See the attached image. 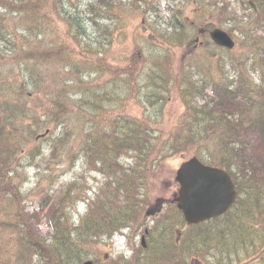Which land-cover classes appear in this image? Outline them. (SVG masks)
<instances>
[{"label":"trees","instance_id":"obj_1","mask_svg":"<svg viewBox=\"0 0 264 264\" xmlns=\"http://www.w3.org/2000/svg\"><path fill=\"white\" fill-rule=\"evenodd\" d=\"M23 1L0 0V16L29 20L27 30L15 35L17 43L0 30L5 46L0 54V264H95L105 256L103 240L125 228L143 230L145 246L140 243L130 258L120 254L112 264H142L144 256L153 259L145 264H264V0H252L256 12L248 0H216L217 9L225 4L238 18L225 14L220 23L237 36L224 59L223 75L231 81L223 84L206 77L197 80L188 65L192 54L176 60L167 53L165 46H183L181 36L172 44L159 31L156 40L138 32L139 39L131 36L132 48L141 51L138 57L132 51L110 56L105 34L115 37L126 28L122 14L127 9L132 21L144 14L136 16L138 9L122 1L91 0L85 6L82 0ZM44 3H51L59 19H52L51 10L40 18ZM45 19L65 25L62 37L76 45L77 53L62 50L58 39L52 49L45 48ZM145 45L150 46L147 53ZM112 58L114 64L127 65L128 76L121 68L118 75L107 76ZM177 61L183 63L182 75L174 73ZM49 63L56 71L53 77L44 71ZM256 63L261 65L253 70ZM253 76L263 78L261 86L251 80L242 83ZM158 89L166 95L154 121L149 107ZM93 97L99 102L96 109ZM173 99L182 109L167 131L163 111ZM131 103L140 106V118ZM111 106L113 115L108 114ZM35 118L42 122L39 131L31 127ZM38 143L58 157L64 151L70 156L75 144H83V167L58 185L57 175L49 174L53 180L43 185L33 203V191L22 186L29 166L25 157L33 158ZM19 146L22 153L15 150ZM189 156L226 170L237 189L235 203L225 214L195 225H187L173 205H163L169 198L153 192L147 175L163 162ZM96 174L102 175L99 183ZM174 186L171 175L167 195ZM79 206L89 222L72 226L69 215ZM150 212L158 214L150 220ZM65 254L74 256L72 263Z\"/></svg>","mask_w":264,"mask_h":264},{"label":"rangeland","instance_id":"obj_2","mask_svg":"<svg viewBox=\"0 0 264 264\" xmlns=\"http://www.w3.org/2000/svg\"><path fill=\"white\" fill-rule=\"evenodd\" d=\"M89 1L91 0H82L81 3L83 6H85ZM122 1L128 8L132 5L131 3H128V0H117ZM148 1V0H147ZM193 2V0H153V2H148L147 5H143V2H140L139 0H136L137 5H132L135 8L138 9L137 15H139L140 12L146 11V12H152V14H142V17H135L134 21H132V18L130 17L131 11L127 9L126 14H122V18L126 21V28L122 31L116 32L115 37H111L109 33H106L107 38L110 40L108 41L110 43L109 48V55L112 56L116 53L129 55V53L132 51V54L136 55L137 57L141 53V51L138 49V47L132 48L131 46V36L133 34V38L139 39V33L143 35L147 32H152V34H155L156 28L162 29L165 33H170L172 35H178V30H175L176 15L184 21L182 24L183 26H187L188 23H192L194 25V30L192 33L188 36H185L182 38L183 46L178 50L175 45L171 46H165L167 53L170 54L172 57H176V60H179L180 57L188 56L189 54H192V59L190 60L191 65L193 66V69L197 71L199 69V73L206 76L207 79H213V82L215 84H223L226 82V76L223 75V72L225 71V61H218L216 62V59H213L212 63H210L205 69L209 68V72H204L201 70V68H204L205 59L203 57L207 56L208 51L210 48H207L205 46L201 47L198 46L196 48L195 43L189 44L188 41L196 42L197 39L201 40L202 42L206 41L205 34L202 35L201 31L203 30H212L214 28H221L228 33H230L234 38L237 36L233 33L232 28L226 26V24H223L222 26L220 23L224 21V15L227 14L229 17H234L238 19L235 15L231 14V12H227L226 5L224 4V7L217 9V1L216 0H200L197 2ZM222 1V0H221ZM86 2V3H85ZM140 2V3H139ZM89 4V3H88ZM228 4L230 2L228 1ZM32 6V5H30ZM51 3H44L43 7H40V10L38 11V14L40 15V18L45 17V15L48 14V11H54L51 8ZM227 8L231 7L227 6ZM84 9V7H83ZM29 11V9H28ZM114 11H117V9H114ZM141 14V13H140ZM37 17H39L37 15ZM242 17V15H240ZM0 30L2 31L3 36L9 37V39L15 41L17 43V40L15 38V35H21L22 30L25 32L27 29V26L29 24L28 16H26V20L24 19L22 21L20 15L14 16L9 13H5L3 17V13L0 16ZM144 20V22H142ZM46 22L41 21V25H44L47 23L48 27L46 30V42L47 46L46 49H52V45L56 39H58V45L60 46L62 43V50L65 52L71 50L73 53H77V47L76 45L72 44L71 42H68L63 39L61 31L66 30V27L64 24H55L50 22L49 20L45 19ZM53 21V20H52ZM239 22H241L239 20ZM135 26H132L134 25ZM182 32V31H181ZM200 32V33H199ZM238 33V32H237ZM20 37V36H17ZM119 39V41L117 40ZM181 38V37H179ZM137 40H134L136 42ZM172 44H176V39L173 38L171 40ZM145 44L144 42L142 45ZM155 44L158 46H161L160 43L155 41ZM151 47L153 46L150 43ZM150 46L145 45L144 46V52L147 53V50ZM156 49L155 52H159L157 50V47L153 48ZM3 51H5L4 42L0 41V54H3ZM160 53L164 54V50L161 49ZM237 54V53H232ZM161 56V57H162ZM123 59V57H122ZM115 58L108 60V66L110 69H112L108 73L109 76H115L119 74V71L117 69L121 68L122 73H125L126 76H128L127 72V65L124 63H118L114 64ZM53 63H49L45 66L43 65L45 73L49 77H53L56 74L55 69L53 68ZM166 64V63H165ZM182 64L180 62H176L172 64L174 73L177 75H182ZM79 65V64H78ZM206 65V64H205ZM46 69V70H45ZM148 69V67H145V72ZM147 72H149L147 70ZM103 76V75H101ZM44 77V76H43ZM225 78V81L223 79ZM41 81V80H40ZM191 84L193 85V80H190ZM119 83V82H118ZM106 86V85H105ZM114 86V85H113ZM107 87V86H106ZM93 109H96V105L99 104L97 101V98L93 97ZM132 108L136 109L135 115L137 118H140L141 115V108L139 105L131 103ZM130 104V105H131ZM130 105L128 108H130ZM106 107V106H105ZM112 107V106H111ZM182 109L181 103L175 99H173L165 108L164 111V117L166 120V126L165 129L167 131L171 130L175 125L178 115ZM82 122V120H81ZM79 120L77 119V129L79 131ZM79 145V143H78ZM42 147V145H41ZM43 151L41 153H36L33 158L25 157V161L28 163L29 166L25 169V183L22 186L23 190H32L33 192L29 191V195H32V202L34 203L36 200L39 199L38 195H41L43 192V185L47 182L53 180L52 176H49V174L54 172V175H57V185L61 182H65L69 180L75 173H78L81 171V167H83V158L75 157L72 159L69 155L70 151L66 153V151L62 152V156L58 157L57 155L54 156L53 153H50L48 150V145L44 144ZM120 156H122V153H120ZM186 159V158H184ZM183 159V160H184ZM181 158H173L169 162H163L159 169H154L152 171H148L147 175L151 179L152 188L154 193L162 194L164 198H168V183L171 175H174V172L178 165L183 161ZM124 161V159H123ZM74 164L72 167H68V165ZM31 165V166H30ZM113 167V166H112ZM94 172V170H92ZM96 179H101V174H96ZM18 178V177H17ZM16 178L15 181L18 179ZM41 178L42 181H40ZM40 181V182H39ZM96 182V180L94 179ZM39 183V184H38ZM40 187V188H38ZM38 188V189H37ZM34 207H37L36 205ZM43 232L48 235V230L45 229L42 225ZM142 233L138 232L137 236H141ZM132 236L133 231L131 233H128V236H124L123 234H116L112 240H107L102 246L103 253L105 255H119L122 252L127 253L128 250L132 247L129 243L132 242ZM136 236V237H137ZM139 244V243H138Z\"/></svg>","mask_w":264,"mask_h":264},{"label":"water","instance_id":"obj_3","mask_svg":"<svg viewBox=\"0 0 264 264\" xmlns=\"http://www.w3.org/2000/svg\"><path fill=\"white\" fill-rule=\"evenodd\" d=\"M210 36L217 45L228 49L234 46L233 40L223 30L214 29ZM175 180L179 183L175 200L184 219L190 224L222 215L236 198L235 186L229 174L222 169L206 166L196 158L180 165Z\"/></svg>","mask_w":264,"mask_h":264},{"label":"bare ground","instance_id":"obj_4","mask_svg":"<svg viewBox=\"0 0 264 264\" xmlns=\"http://www.w3.org/2000/svg\"><path fill=\"white\" fill-rule=\"evenodd\" d=\"M24 1H26V0H24ZM132 8H135V7L132 6ZM50 14H51L52 19H54V20L55 19H59V16L54 11H51ZM176 20H177V22L174 25H175V28L178 29V35L179 36L185 37V36H188V35H190L192 33V31L194 30V25L192 23H188L187 26H183L182 23L184 21H182L177 15H176ZM143 35L147 39L156 40V36H153L152 32H147V33H144ZM200 46L201 47L205 46L207 48H210V50L207 53V56L206 57H203L206 60L205 61V64L206 65L204 64V68H201V70H203V73L204 72H209V68L208 69H205V67H207L210 63H212L213 59H216L217 58L216 59V62H218V59L224 60L225 58H227L228 56H230V53L228 51V48H226L224 46L217 45V44H215L214 42H212L210 40H206V41L202 42ZM260 65H261L260 63H256L255 66L253 67V70L258 69ZM198 71H199V69L195 73V78L197 80H200V79L206 77V76L200 74ZM250 80L253 81L254 83H256L258 86H261V84L263 82V78L261 76H256V77L253 76V77L246 78L245 80H243L242 83L248 82ZM230 81H231V79H227L225 83H228ZM162 89H158L157 91H155V93L152 96V101L150 103L149 114H150V116L152 117V119L154 121H157L158 114L163 110V109L162 110H158L159 105H160L161 100H162V97L164 95H166V93L161 92ZM168 104H169V102L164 107V111H165V108L167 107ZM112 109H113V107H109V109H108V114L109 115H113L114 114L115 111L112 110ZM37 117H39V116H37ZM40 119H42L43 123L40 122L39 120H36V118H35V121L34 122L31 121L32 122V126L31 127H34L33 129L36 128L39 131V129L42 127V125L45 124L46 117L40 118ZM41 123H42V125H41ZM95 126H96V124H95ZM42 136H44L43 133L39 134V137H42ZM27 138H29V137L27 136ZM69 143H70V137H69ZM41 145H42V147H41ZM43 146H44V143H41V144L38 143V144H36V148L34 149V151L37 152V153H41L44 150L43 149ZM74 147H72L73 150H72V153L70 155V157L72 159H74L75 157L82 156V154L84 152V149L82 148V147H84L83 144H79L78 145V143H77V145L75 144ZM15 150L18 153H22V151H24V150H22V148L20 146H19V148L17 147ZM95 180H96L97 183L101 182L100 179H95ZM82 220H85L86 222H89V217H88V214H87L85 208H83V206H79V208L74 213H71L69 215V222H70V224L72 226L79 225V227H80L82 224H84L82 222ZM105 242H107V239H104L103 240L102 245ZM246 245L247 246H250L247 243H246ZM65 257L67 258L66 261H69L71 263L75 259L74 256H72L71 254H65ZM112 259H114L116 261H119L118 260V255H116V256H114V255L109 256L108 255L105 259H103V258L95 259L94 260V263L95 264H112V262H111V261H113ZM151 260H153L152 257H146V256H144L142 258V264H145L147 261H151ZM123 264H130V263L129 262L128 263L126 262V263H123Z\"/></svg>","mask_w":264,"mask_h":264},{"label":"flooded vegetation","instance_id":"obj_5","mask_svg":"<svg viewBox=\"0 0 264 264\" xmlns=\"http://www.w3.org/2000/svg\"><path fill=\"white\" fill-rule=\"evenodd\" d=\"M139 1L143 2V5H141V6L147 5L148 2H153V0H148V1L147 0H139ZM128 3H131L132 5H134L136 3V0H128ZM128 6H131V5H128Z\"/></svg>","mask_w":264,"mask_h":264}]
</instances>
